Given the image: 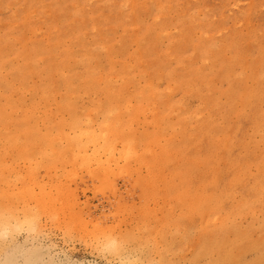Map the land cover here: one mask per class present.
Masks as SVG:
<instances>
[{"label": "rangeland", "instance_id": "374dc122", "mask_svg": "<svg viewBox=\"0 0 264 264\" xmlns=\"http://www.w3.org/2000/svg\"><path fill=\"white\" fill-rule=\"evenodd\" d=\"M0 264H264V0H0Z\"/></svg>", "mask_w": 264, "mask_h": 264}, {"label": "bare ground", "instance_id": "6f19581e", "mask_svg": "<svg viewBox=\"0 0 264 264\" xmlns=\"http://www.w3.org/2000/svg\"><path fill=\"white\" fill-rule=\"evenodd\" d=\"M97 136V135H96ZM101 138V137H100ZM72 140V139H71ZM85 144V143H84ZM82 147V146H81ZM82 149H84V147L82 148ZM95 150V149H94ZM132 151V150H131ZM82 152V151H81ZM107 153V152H106ZM92 154H93V152H92ZM104 154V153H103ZM86 156V155H85ZM80 157V156H79ZM92 158H94V157H92ZM91 159V158H90ZM89 161V160H88ZM94 162V161H93ZM118 171V170H117ZM106 173V172H105ZM100 174V173H99ZM101 176V175H100ZM100 179V178H99Z\"/></svg>", "mask_w": 264, "mask_h": 264}]
</instances>
